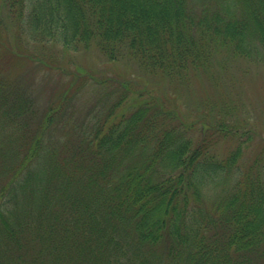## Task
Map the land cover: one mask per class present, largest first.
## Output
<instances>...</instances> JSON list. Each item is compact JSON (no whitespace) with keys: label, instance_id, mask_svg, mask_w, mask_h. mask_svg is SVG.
Segmentation results:
<instances>
[{"label":"trees","instance_id":"1","mask_svg":"<svg viewBox=\"0 0 264 264\" xmlns=\"http://www.w3.org/2000/svg\"><path fill=\"white\" fill-rule=\"evenodd\" d=\"M6 21L176 89L219 53L264 64V0H0ZM1 69L0 264H264V159L213 151L237 125L192 140L174 100L126 85L84 117L76 83L38 110Z\"/></svg>","mask_w":264,"mask_h":264},{"label":"rangeland","instance_id":"2","mask_svg":"<svg viewBox=\"0 0 264 264\" xmlns=\"http://www.w3.org/2000/svg\"><path fill=\"white\" fill-rule=\"evenodd\" d=\"M9 25L6 21L5 28L0 29V69L11 72V82H29L27 90L38 110L52 96L69 92L73 83L72 91L77 88L72 98L76 117H84L85 110L108 97L112 101L122 85L131 90L146 87L163 100H174L168 106L182 122L194 125L189 135L192 140L204 133L202 121L210 126L221 121L229 132L233 130L231 124L237 125L238 136L217 138L213 151L218 159L237 148L241 166L257 156L264 159V64L219 53L210 76L200 75L187 87L176 89L140 68L107 61L96 48L67 50L60 44L28 38L15 27L7 29ZM134 103L131 97L127 106Z\"/></svg>","mask_w":264,"mask_h":264}]
</instances>
